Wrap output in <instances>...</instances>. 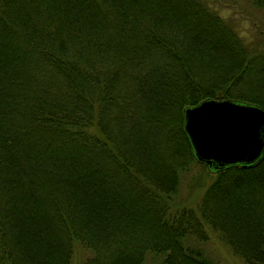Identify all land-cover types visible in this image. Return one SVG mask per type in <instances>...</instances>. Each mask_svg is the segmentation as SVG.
<instances>
[{
  "label": "trees",
  "instance_id": "16d2710c",
  "mask_svg": "<svg viewBox=\"0 0 264 264\" xmlns=\"http://www.w3.org/2000/svg\"><path fill=\"white\" fill-rule=\"evenodd\" d=\"M205 99L264 107V37L208 0H0V264H213L208 230L264 264V154L173 199Z\"/></svg>",
  "mask_w": 264,
  "mask_h": 264
},
{
  "label": "water",
  "instance_id": "95a60500",
  "mask_svg": "<svg viewBox=\"0 0 264 264\" xmlns=\"http://www.w3.org/2000/svg\"><path fill=\"white\" fill-rule=\"evenodd\" d=\"M195 158L211 172L250 165L264 154V107L231 99H205L183 110Z\"/></svg>",
  "mask_w": 264,
  "mask_h": 264
},
{
  "label": "rangeland",
  "instance_id": "374dc122",
  "mask_svg": "<svg viewBox=\"0 0 264 264\" xmlns=\"http://www.w3.org/2000/svg\"><path fill=\"white\" fill-rule=\"evenodd\" d=\"M211 6L225 18H233L240 35L246 42H253L256 38L264 37V9L255 7L249 0H208ZM213 172L200 166H193L191 170L181 175L175 203L197 208L206 187L212 182ZM207 239L198 241L205 255L213 264H247L235 254L231 247L223 241L217 233L207 231ZM72 258L69 264H87L92 251L78 244H73ZM164 254L148 252L141 264H160Z\"/></svg>",
  "mask_w": 264,
  "mask_h": 264
}]
</instances>
